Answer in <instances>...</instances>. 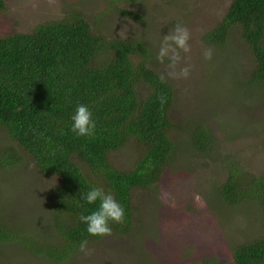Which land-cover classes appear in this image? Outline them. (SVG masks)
Here are the masks:
<instances>
[{"label": "trees", "instance_id": "16d2710c", "mask_svg": "<svg viewBox=\"0 0 264 264\" xmlns=\"http://www.w3.org/2000/svg\"><path fill=\"white\" fill-rule=\"evenodd\" d=\"M6 9V0H0V13ZM99 32L80 9H74L61 21L0 35V129L41 175L57 180L49 196L51 231L39 235L23 225L12 229L0 216V244L18 245L36 259L58 264L72 260L85 240L87 248L98 244L99 249L111 238L132 240L144 257L141 223L147 219L141 213L146 193L160 188L181 154L207 159L217 155L211 124L174 119L177 91L167 77L166 82L159 79L163 73L157 49L145 40L112 39ZM232 33L241 36L251 57L248 86L264 91V0H232L222 22L203 41L226 48ZM161 95L167 100L163 105ZM78 104L93 113L97 128L92 137L71 130ZM127 146L141 155L133 167L118 169L112 156ZM25 161L5 153L0 170H13ZM222 169L227 178L214 188L220 202L231 207L254 202L264 216V172H248L230 157H224ZM93 187L111 192L125 210L126 222L111 223V236L90 235L79 219L99 206V201L88 204L81 198ZM110 253L117 257L122 252ZM231 257L233 264H264V235L235 245ZM199 261L187 264H218L211 257Z\"/></svg>", "mask_w": 264, "mask_h": 264}, {"label": "rangeland", "instance_id": "374dc122", "mask_svg": "<svg viewBox=\"0 0 264 264\" xmlns=\"http://www.w3.org/2000/svg\"><path fill=\"white\" fill-rule=\"evenodd\" d=\"M231 2L6 0L7 9L0 13V35L26 33L40 24L61 21L74 9H80L99 33H107L112 39L145 40L158 53L164 35L177 23L186 26L191 32L192 50L190 59L180 66L190 65V76L168 78L167 60L164 64L159 62L158 68L177 91L174 119H187L188 123L206 120L217 138V155L207 159L196 153L181 154L160 188L146 193L147 203L141 213L147 219L141 223L145 230L141 246L144 257L138 255L135 241L111 238L101 249L98 244H89L91 255L79 249L72 260L60 264H187L210 257L218 264H233L231 249L235 245L264 235V216L257 203L245 201L236 207L227 206L220 202L214 189L227 178L222 169L224 157L241 163L248 172H264V91L248 86L253 68L249 51L237 33L230 35L226 48L209 46L203 41V36L222 22ZM209 48L213 51L210 61L203 56ZM5 153L23 156L26 161L13 170H0L3 222L12 229L26 226L39 235L50 232L49 196L57 185L56 178L41 175L0 129V157ZM139 155L141 152L127 146L112 156V163L118 169H129ZM110 252H122L118 253L122 256L128 253L116 257V253ZM0 261L58 264L36 259L13 244H0Z\"/></svg>", "mask_w": 264, "mask_h": 264}, {"label": "clouds", "instance_id": "9594fccd", "mask_svg": "<svg viewBox=\"0 0 264 264\" xmlns=\"http://www.w3.org/2000/svg\"><path fill=\"white\" fill-rule=\"evenodd\" d=\"M191 32L190 30L177 23L172 28L169 34L164 35L160 48L157 53V60L167 64V77L172 79H187L191 73V66L185 64L181 67V63L186 59H190L191 53ZM212 49H205L203 56L205 60L212 59ZM159 79L161 82H166V76L161 74ZM160 103L163 105L167 102L166 97H159ZM72 119V131L81 137H92L95 134L97 124L93 118V113L87 105L78 104ZM88 204H95L99 201V206L96 210L88 215H81L79 219L87 226V232L92 236L107 237L113 235L111 223L124 224L125 210L122 205L115 199L111 192H106L101 187H93L81 197ZM80 251L86 255H91L92 250L87 248V241H83L80 245Z\"/></svg>", "mask_w": 264, "mask_h": 264}]
</instances>
